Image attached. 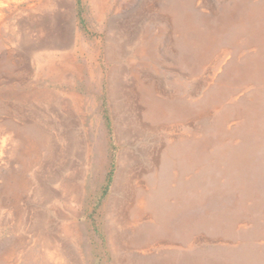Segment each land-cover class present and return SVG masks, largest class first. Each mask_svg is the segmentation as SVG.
Wrapping results in <instances>:
<instances>
[{
	"label": "rangeland",
	"instance_id": "1",
	"mask_svg": "<svg viewBox=\"0 0 264 264\" xmlns=\"http://www.w3.org/2000/svg\"><path fill=\"white\" fill-rule=\"evenodd\" d=\"M0 264H264V0H0Z\"/></svg>",
	"mask_w": 264,
	"mask_h": 264
},
{
	"label": "bare ground",
	"instance_id": "2",
	"mask_svg": "<svg viewBox=\"0 0 264 264\" xmlns=\"http://www.w3.org/2000/svg\"><path fill=\"white\" fill-rule=\"evenodd\" d=\"M180 5V4H179ZM95 6H96V4H95ZM239 10H241V11H244V13H247V11L245 10V8H244V6L241 4V5H239V8H238ZM238 12H240V11H238ZM230 16H231V14L230 15H227L226 17H225V20L226 21H228L229 20V18H230ZM189 20V19H188ZM188 24H187V26L189 27V23H190V25H191V30L193 31V23L191 22V21H188L187 22ZM200 44V46H202V45H204L203 43H199ZM211 44H209V46H210ZM65 46V45H64ZM207 46L208 45H205V47H203V48H201L200 47V49L201 50H205L206 48H207ZM208 46V47H209ZM225 53V52H224ZM226 56V55H225ZM224 56V57H225ZM244 118V117H243ZM222 130V129H221ZM81 131V130H80ZM240 131V130H239ZM131 132V131H130ZM81 135V134H80ZM76 136V135H75ZM73 139V138H72ZM258 139V138H257ZM57 140H59V141H61V142H65V138H63V137H58V139ZM75 140V139H74ZM84 141V140H83ZM83 143V142H82ZM68 144V143H67ZM78 144V143H77ZM77 144H76V146H77ZM75 145V144H74ZM86 145V144H85ZM53 146V145H52ZM78 146H80V145H78ZM174 146V145H173ZM47 147L49 148V151H50V162H54V161H61V159L63 158V155H66V153H67V151L64 149V148H62V149H64V150H57V149H53V148H50V144H48L47 145ZM72 147V146H71ZM67 148V147H66ZM187 148H188V145L186 146H183V147H181V146H179V148L175 145L174 147H173V149L171 148L170 150H168L167 152H165V154L163 155H161V163L164 165V167H163V169H162V171H161V173H160V175L156 178V180H157V189H156V198H154V201H153V203H152V205L153 206H151L152 208H153V211H155V212H160L161 210H160V208H162L161 206H159V205H161L160 204V202H162V196L164 195V193H165V191H167V189H168V186H169V183H170V180H171V171H172V168H173V161L175 160V157H177V159L180 161L181 160V157L182 156H185L187 153H188V150H187ZM160 149H162L161 147H160ZM160 149H158V150H160ZM224 151V150H223ZM80 152V151H79ZM160 152V151H159ZM227 152V151H226ZM151 153V152H150ZM228 153V152H227ZM234 153V152H233ZM73 154V153H72ZM75 154V153H74ZM143 154L144 155H146V152L143 150ZM159 155V154H158ZM227 155V154H226ZM187 156H188V154H187ZM144 157V156H143ZM157 157H159V156H157ZM173 157H174V160H173ZM225 157V156H224ZM256 157V156H255ZM223 158V157H222ZM236 159V158H235ZM74 160V159H73ZM151 160V159H150ZM149 160V161H150ZM228 160V159H227ZM77 161V160H76ZM157 161V160H156ZM152 162V161H151ZM154 162V161H153ZM160 162V161H159ZM73 163V162H72ZM76 163V162H75ZM82 163V162H81ZM140 163V162H139ZM154 164V163H153ZM156 164H158L157 162H156ZM155 165V164H154ZM71 166V165H70ZM46 167V166H45ZM43 169V168H42ZM68 169V168H67ZM44 171V170H43ZM227 171H228V169H227ZM230 171V170H229ZM229 171H228V173H229ZM59 176V175H58ZM194 176V175H193ZM36 178V177H35ZM129 178V177H128ZM36 181H35V183H36V187H35V189H36V191H34V195L35 196H37V197H39L40 199H42L43 201L45 200H53V199H56V198H60V196L58 195V194H56L55 192H53V190L51 191V190H49V193L48 194H46V192H45V190L48 188H46V189H41V183H40V179L39 178H36L35 179ZM51 182H52V184H54V183H57L58 181H59V178L58 177H56V176H54V177H52L51 179ZM239 181V180H238ZM42 182V181H41ZM214 182V181H213ZM43 183V182H42ZM44 184V183H43ZM67 182L66 181H62V183H61V186L63 187V188H66L67 189ZM59 185V184H58ZM126 185H127V177H126V174H125V172L120 168V170H119V173H118V175H117V179H116V185H115V188H114V192L117 194V195H119V192H120V194H121V192H122V190L124 189V187H126ZM38 187V188H37ZM57 187V186H56ZM59 187V186H58ZM65 189V191H67ZM185 189H187V188H185ZM48 190V189H47ZM56 191V190H55ZM72 197H74V195H73V192L71 191V190H69V197H68V199L69 200H71V198ZM116 200H118V199H116ZM148 200V199H147ZM55 201V200H54ZM74 201V200H73ZM43 203V202H42ZM41 203V204H42ZM73 203V202H72ZM190 206V205H189ZM193 207V206H192ZM150 208V207H149ZM164 208V207H163ZM187 212V211H186ZM160 214H162V213H159L158 215H160ZM187 214V213H186ZM192 214V213H191ZM158 217V216H157ZM156 217V218H157ZM165 217V216H164ZM159 218V217H158ZM160 219H161V217H160ZM159 220V219H158ZM164 220V219H163ZM126 221H128V220H126ZM162 221V220H161ZM74 226H76V223H74ZM56 258V257H55ZM55 260V259H54Z\"/></svg>",
	"mask_w": 264,
	"mask_h": 264
},
{
	"label": "crops",
	"instance_id": "3",
	"mask_svg": "<svg viewBox=\"0 0 264 264\" xmlns=\"http://www.w3.org/2000/svg\"><path fill=\"white\" fill-rule=\"evenodd\" d=\"M97 1V0H96Z\"/></svg>",
	"mask_w": 264,
	"mask_h": 264
}]
</instances>
